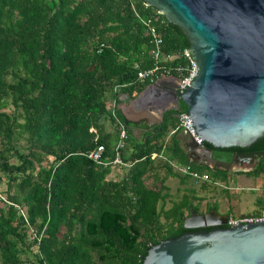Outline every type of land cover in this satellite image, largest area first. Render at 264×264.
<instances>
[{
    "label": "trees",
    "instance_id": "trees-1",
    "mask_svg": "<svg viewBox=\"0 0 264 264\" xmlns=\"http://www.w3.org/2000/svg\"><path fill=\"white\" fill-rule=\"evenodd\" d=\"M188 47L181 29L142 0H0V264H141L150 246L193 231L182 226L191 210L217 211L204 200L213 180L264 175V136L226 148L263 152L249 169L229 172L187 156L181 101L151 124L117 107L162 75L184 73ZM155 64L152 81L137 77ZM117 121L124 171L111 178L112 167L85 154L100 144L114 157ZM192 171L211 179L187 187Z\"/></svg>",
    "mask_w": 264,
    "mask_h": 264
},
{
    "label": "water",
    "instance_id": "water-1",
    "mask_svg": "<svg viewBox=\"0 0 264 264\" xmlns=\"http://www.w3.org/2000/svg\"><path fill=\"white\" fill-rule=\"evenodd\" d=\"M142 1L181 29L196 74L182 92L178 77L161 76L123 107L137 119L154 113L155 121L147 119L151 124L181 101L202 141L196 145L184 136L190 159L254 164L263 152L226 148L248 147L264 136V0ZM226 219L214 210H191L182 226L199 230L160 240L147 249L141 264H264V220L226 225Z\"/></svg>",
    "mask_w": 264,
    "mask_h": 264
},
{
    "label": "built area",
    "instance_id": "built-area-1",
    "mask_svg": "<svg viewBox=\"0 0 264 264\" xmlns=\"http://www.w3.org/2000/svg\"><path fill=\"white\" fill-rule=\"evenodd\" d=\"M146 32L152 37L154 47H155L151 52L152 57L155 60H158V58L160 57L158 48H157L160 42L159 37L151 27H149ZM183 56H185V58L187 59L188 66H186L185 72L182 74L180 73L181 72L180 68H176L177 72L180 73V75L176 76L178 77V80L176 81V84H177L176 87H177L178 92H182L189 85V82L196 74V65L194 61L191 60L190 55L187 52V49H184ZM158 68L159 67L157 66V64H155L150 69L139 70L137 72V77L140 79H148L149 81H152L153 78L155 77V73L158 70ZM169 75L170 74H166L162 76H169ZM118 126H119V138L114 148L115 150L114 157L109 159L103 156L104 148L102 145L99 144L95 148L89 150L85 154L88 159L98 164H101L103 166L109 165L110 167H113L115 165H124V163H122L118 155V149L122 146L123 140L124 138H126V133L120 122H118ZM177 126L180 129V131L183 132L186 136H189L196 145H200V146L202 145V141L200 137L197 135L195 127L193 126V123L186 111H182L177 114ZM154 156H155V153H152L151 157H154ZM180 172H185L184 167L180 166ZM189 176H190V179L193 180V182H209L211 179L206 172L198 173V172L192 171V172H189ZM212 182L213 184L220 186V187L225 186L224 183L222 184L221 182H219L218 179H215ZM255 190L257 191V197H260L263 203L262 206L258 209V212L256 214L252 213V214L242 215V216L229 215L227 216V219H226V225H235L237 223L264 220V175L261 177H256Z\"/></svg>",
    "mask_w": 264,
    "mask_h": 264
},
{
    "label": "rangeland",
    "instance_id": "rangeland-1",
    "mask_svg": "<svg viewBox=\"0 0 264 264\" xmlns=\"http://www.w3.org/2000/svg\"><path fill=\"white\" fill-rule=\"evenodd\" d=\"M122 110L127 115V117L134 120L137 119V113H134L133 111L126 108H122ZM106 126L108 127V124H106ZM232 168L243 171L249 169L250 166L247 163L243 162L240 165H234ZM176 170L180 172V166H176ZM123 171L124 169L122 166L115 165L112 167V170L108 177H119L123 173ZM198 183L199 182H193V180L187 179L184 185L196 189V185ZM225 183L227 185L226 192L222 191L221 187L218 186L217 188H215V190L207 188V191L204 193V200L207 202L215 201L217 203V212L219 214H226L227 216L252 214L257 205V191L255 190L256 178L252 176L249 177L241 173H231L230 177L226 180ZM166 185L170 188V193H173L175 187L178 185L177 178H167ZM201 204L203 206V202ZM167 205H169V202L166 203V206Z\"/></svg>",
    "mask_w": 264,
    "mask_h": 264
},
{
    "label": "flooded vegetation",
    "instance_id": "flooded-vegetation-1",
    "mask_svg": "<svg viewBox=\"0 0 264 264\" xmlns=\"http://www.w3.org/2000/svg\"><path fill=\"white\" fill-rule=\"evenodd\" d=\"M151 119V120H154L155 121V119L157 118V116L154 114V113H152L151 114V116L150 117H147V118H144L145 120H147V119ZM147 122V121H146ZM245 152V151H244ZM234 153H238V152H234ZM192 160L193 161H198V160H195V158H192ZM199 162V161H198ZM240 161H239V159H237V163H234V162H230L229 164H224V163H221V162H216V161H213V160H208L207 161V166H210V167H219V168H221V169H225V170H228V171H235V170H237V169H233L232 167L234 166V165H239L238 163H239ZM257 162V161H256ZM255 162V163H256ZM243 163V162H242ZM255 163L254 164H248L250 167H252V166H254L255 165ZM203 228H205V227H202V228H200V229H202V230H204ZM195 230H199V228H195V229H193V231H195Z\"/></svg>",
    "mask_w": 264,
    "mask_h": 264
},
{
    "label": "crops",
    "instance_id": "crops-1",
    "mask_svg": "<svg viewBox=\"0 0 264 264\" xmlns=\"http://www.w3.org/2000/svg\"><path fill=\"white\" fill-rule=\"evenodd\" d=\"M124 98V95H121L120 96V100H122ZM128 103V102H127ZM127 103H123V102H120L119 104H117V107L120 109V111L122 112L123 110H122V108H124L123 107V105L124 104H127ZM148 117V116H147ZM150 117V116H149ZM144 118H146V117H141V118H139V120L140 119H144ZM128 120V119H127ZM134 121H137V120H134ZM147 121V120H146ZM134 133H135V131H133ZM184 136H185V134L183 133V132H179L178 133V138H179V142H180V144H181V146L184 148ZM185 149V148H184ZM185 152H186V150H185ZM195 160H197V159H195ZM199 161V160H198ZM195 162V161H194ZM200 162V161H199ZM202 164V163H201ZM210 167V166H209ZM230 172V171H229ZM231 175V174H230ZM230 177V176H229ZM228 177V178H229ZM227 178V179H228ZM257 199H259L258 197H256ZM260 200V199H259ZM214 202V201H213ZM256 208L254 209V211H258V209L262 206V204L261 203H259V202H257L256 201Z\"/></svg>",
    "mask_w": 264,
    "mask_h": 264
}]
</instances>
